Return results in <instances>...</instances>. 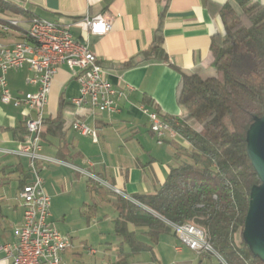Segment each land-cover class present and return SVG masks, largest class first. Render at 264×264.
Masks as SVG:
<instances>
[{
	"label": "crops",
	"instance_id": "1",
	"mask_svg": "<svg viewBox=\"0 0 264 264\" xmlns=\"http://www.w3.org/2000/svg\"><path fill=\"white\" fill-rule=\"evenodd\" d=\"M8 1L38 18L69 25L74 39L88 43L104 68L107 81L117 89L131 88L126 90L125 98L117 100L118 112H98L87 105L77 107L71 100L79 95V85L66 66L58 68L43 115L44 118H59L64 134L57 137L43 127L41 154L63 164L48 163L38 170L43 188L50 197V214L56 206L53 199L71 198L75 191L91 193L102 201L92 189V182L110 191L106 196L109 199L114 198L115 191L129 200L133 195L155 193L170 168L177 164L176 148L188 150L190 147L172 128L173 132L167 133L159 144L140 107L157 112L164 119L171 118L177 126L186 121L187 114L175 98L180 72L197 74L203 79L216 75L211 66L209 46L214 35L223 34L218 15L202 0ZM210 1L222 4L226 0ZM253 1L264 5V0ZM162 13V46L168 60L142 62L140 53L151 44ZM97 15H104L111 21V30L104 36L88 33L85 19ZM29 20L24 15L0 13V44L11 47L25 40L24 29ZM11 21L19 22V26ZM129 61L131 66L123 67ZM32 75L26 68L7 73L12 97L37 90L26 82ZM27 117L24 106L0 102V245L14 240V230L22 218L18 194L32 179L28 172L29 162L15 153L21 145L19 130ZM75 121L94 129L96 139L73 131L71 126ZM85 173L94 175L98 181ZM81 205L86 206V201ZM52 218L51 214V221ZM174 250L181 252V247ZM0 264H11L2 252Z\"/></svg>",
	"mask_w": 264,
	"mask_h": 264
},
{
	"label": "trees",
	"instance_id": "2",
	"mask_svg": "<svg viewBox=\"0 0 264 264\" xmlns=\"http://www.w3.org/2000/svg\"><path fill=\"white\" fill-rule=\"evenodd\" d=\"M202 1L223 26V34L214 35L209 46L218 77L203 79L180 72L175 98L187 118L179 126L165 118L190 148H176L177 164L153 194L129 200L112 192L114 198L109 199L111 192L92 182L95 193L116 212L114 233L121 242L114 264H127L130 254L152 251L150 244L138 240V230L154 244L163 234L176 235L172 226L186 224L203 231L213 251L197 253L200 257H217L219 264H264L243 239L250 190L260 184L247 156L246 132L253 119L264 114V5L253 0ZM5 12L38 18L24 7L0 0V13ZM162 16L151 44L140 53L142 62L168 60L162 46ZM43 127L63 137L59 118H44ZM25 134L23 124L20 141ZM123 245L129 252L122 250Z\"/></svg>",
	"mask_w": 264,
	"mask_h": 264
},
{
	"label": "built area",
	"instance_id": "3",
	"mask_svg": "<svg viewBox=\"0 0 264 264\" xmlns=\"http://www.w3.org/2000/svg\"><path fill=\"white\" fill-rule=\"evenodd\" d=\"M85 23L88 33L93 36H104L111 30V21L104 15L87 18ZM27 25L30 26V33H25L27 39L11 47L0 44V102L16 107L22 105L28 111L24 122L26 134L15 153L29 162L28 172L32 176L18 194L22 218L14 230V240L0 245V252L11 260V264H65L63 256L72 249L71 238L54 227L50 197L38 175L39 167L45 164H63L41 154L43 110L52 79L60 66H66L79 85V95L71 103L77 107L87 105L98 112H118L117 100L125 98L126 90L131 88L117 89L107 81L105 70L88 43L74 39L69 25L41 18H33ZM37 47L47 48V55L38 56ZM24 68L33 74L27 78V84L35 86L37 90L21 97H12L6 75ZM140 110L148 118L149 129L157 142L162 144L166 134L173 132L169 123L157 112L144 106ZM71 128L80 135L96 139L95 130L84 122L75 121ZM85 174L98 181L94 175ZM172 227L179 241L189 250L213 253L205 234L197 227L188 224Z\"/></svg>",
	"mask_w": 264,
	"mask_h": 264
},
{
	"label": "rangeland",
	"instance_id": "4",
	"mask_svg": "<svg viewBox=\"0 0 264 264\" xmlns=\"http://www.w3.org/2000/svg\"><path fill=\"white\" fill-rule=\"evenodd\" d=\"M213 77H218L217 72ZM193 126L200 129L197 124ZM84 201L87 205L83 207ZM52 202L56 204L51 211L53 225L72 242L65 264H114L117 261L121 239L114 233L115 212L112 206L82 191H75L71 198L53 199ZM137 237L139 241L150 244L152 251L128 255L127 264H219L217 257L198 256L171 233L161 235L154 244L139 230ZM175 247H181V252H176ZM122 250L129 252L126 245Z\"/></svg>",
	"mask_w": 264,
	"mask_h": 264
},
{
	"label": "water",
	"instance_id": "5",
	"mask_svg": "<svg viewBox=\"0 0 264 264\" xmlns=\"http://www.w3.org/2000/svg\"><path fill=\"white\" fill-rule=\"evenodd\" d=\"M246 151L260 181L250 190L243 239L251 253L264 262V114L246 132Z\"/></svg>",
	"mask_w": 264,
	"mask_h": 264
},
{
	"label": "bare ground",
	"instance_id": "6",
	"mask_svg": "<svg viewBox=\"0 0 264 264\" xmlns=\"http://www.w3.org/2000/svg\"><path fill=\"white\" fill-rule=\"evenodd\" d=\"M11 24H13L15 26H19V22H16V21H11ZM24 30H25V33H30V26L27 25ZM37 55L38 56H46L47 55V48L37 47Z\"/></svg>",
	"mask_w": 264,
	"mask_h": 264
}]
</instances>
